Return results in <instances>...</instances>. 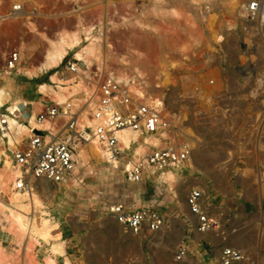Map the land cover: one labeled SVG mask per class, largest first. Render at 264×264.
Instances as JSON below:
<instances>
[{"label": "rangeland", "instance_id": "obj_1", "mask_svg": "<svg viewBox=\"0 0 264 264\" xmlns=\"http://www.w3.org/2000/svg\"><path fill=\"white\" fill-rule=\"evenodd\" d=\"M45 1L39 9L44 16L36 22L39 27L46 25L51 35L75 29L81 22L90 24L99 13L120 23L98 32L101 45L96 53H101L106 66L94 78L98 82L93 79L86 87L97 86L106 71L128 69L136 75L143 72L140 77L150 92L146 85L158 81L162 67L176 57L178 43L184 38L200 39L199 46L172 71L171 84L163 88L175 137L195 147V168L180 173L184 189L177 178L172 193L152 172L139 181L128 179L125 164L133 158L132 149L121 151L116 167L88 152L79 165L74 161V182L71 178L64 184L49 182L45 184L49 192L38 191L43 200L39 210H25L0 194V264H7L4 258L12 252L20 253L23 244L36 253H58L51 259L53 264H217L226 246L246 252L248 261L253 255L257 264H264V154L260 155L264 153V109L257 111L254 106L252 112L253 102L264 104V27L244 17L249 0H242L238 16L223 8L221 0ZM209 12L218 15L212 26L205 22ZM8 38L25 42L24 57L33 55L25 65L35 64L46 45L35 34L20 30L8 31ZM104 41L112 47H102ZM64 64L35 78L20 73L5 80L9 103L21 101L17 120L26 121L31 112L36 116L50 102L42 100L38 85L48 81L52 72L68 76ZM6 105L0 113H5ZM253 119L260 122L258 130L250 126ZM252 152L261 156L257 172L242 167L245 162L253 165L257 158L237 156ZM208 166L212 169L204 171ZM192 189L201 191L204 210L219 219L220 229L205 233L195 229L196 220L185 202ZM116 204L126 211H158L164 225L157 232L135 235L109 213ZM26 223L38 230L49 227L48 241L36 244L27 237ZM50 245H58L61 251H52ZM182 245L188 248L187 257L177 262L174 255Z\"/></svg>", "mask_w": 264, "mask_h": 264}, {"label": "built area", "instance_id": "obj_2", "mask_svg": "<svg viewBox=\"0 0 264 264\" xmlns=\"http://www.w3.org/2000/svg\"><path fill=\"white\" fill-rule=\"evenodd\" d=\"M40 8L32 0H0V86L5 83L6 78L20 74L17 72L18 68L24 66L26 60L24 51H22L25 42L22 38L19 42L16 40L11 42L8 38V31L20 30L23 34L31 33L27 26L30 24L48 37L51 36L46 25L39 27L38 22H36L37 19L44 16L43 12L39 10ZM243 13L250 23H257L259 27H264V0L247 1ZM87 25H89L88 22L83 23V26ZM75 49L69 50L58 65L61 67L64 62L67 73H75L79 64V61L73 57ZM32 56H28V60L32 59ZM96 70V65H92L91 74L84 75L85 83L91 85V81L97 77ZM118 74L119 71L115 69L104 72L97 85L94 115L95 117L105 116L106 121L104 125L97 126L95 131L86 127L80 128L79 125V119L87 106V102L77 105L70 101L61 105L48 102L36 114L37 121H52L54 130L53 133L49 134L45 130L33 129L11 151L13 164L17 165L20 170V176L15 180L16 189L24 190L39 180L55 184L67 182L74 170V148L78 144L88 142L96 135L99 136V140L105 144L113 156L119 157L121 150L118 146L119 140L116 132L125 128L139 132L141 139L144 135H156L163 128H167L169 134L170 132L173 133L171 140L163 139V145L156 147L148 145L142 158L137 160L132 158L129 161L131 164L126 169L129 180L139 181L143 176H151V174L157 177L159 173L187 160L191 149L187 143L179 142L180 138L175 137L176 130L172 129L170 118L164 115L163 111L139 101L132 92L131 84L135 80L140 87L146 88L144 78L138 77L136 73L132 74L128 69L124 71V74L133 80L135 79L134 81L129 78L119 80ZM144 76L146 75L144 74ZM163 103L166 104L165 99ZM2 121L4 122L3 119ZM3 124L5 125V123ZM48 134L50 139L46 140L45 137ZM136 144L131 143V148L126 149L134 151ZM150 170L152 171L151 174L148 173ZM202 198L203 195L198 189L189 191L186 198L189 212L196 219L195 229L200 233L220 229L219 219L210 216L204 210ZM109 213L114 216L119 224L135 235H140L144 231L157 232L164 225L161 213L152 209L126 211L122 204H116L110 207ZM187 253V246H180L175 252V261H183L187 257ZM246 261H248L246 252L232 246H226L222 248L217 264H242Z\"/></svg>", "mask_w": 264, "mask_h": 264}, {"label": "bare ground", "instance_id": "obj_3", "mask_svg": "<svg viewBox=\"0 0 264 264\" xmlns=\"http://www.w3.org/2000/svg\"><path fill=\"white\" fill-rule=\"evenodd\" d=\"M32 1L39 8L48 2H43L44 0ZM221 2L223 8L238 16L240 8H242V0H221ZM81 18L78 19V21H82ZM217 18V13L209 12L205 16V22L208 26H212ZM125 19V17H122V21ZM94 20L95 21H92V23L87 26H83V24H81L83 22L80 21V25L76 26L75 29L73 28L68 31H58L50 37H48L45 33L38 31L30 24H27L30 32L36 35V39L38 41L44 42L46 45L41 53L40 58L36 60L37 62L35 64L31 62L32 64L18 68V73H22L28 78H35L41 73H47L49 70L56 69L68 51L76 48L73 54V57L79 61L76 72L69 73L70 76L68 75L65 77L59 76L57 72H52L48 76V81L42 82L38 85V91L42 100H50V102L55 105H61L67 101H70L75 105L78 103L87 102V106L79 119V125L80 128L86 127L90 128L92 131H95L97 126L104 125L106 117H95L94 114L96 110L97 86L94 85L93 87H86L88 85H85L84 75L86 76L87 72L92 69V65H96L97 77L101 76V73L105 70L106 64L101 53L100 55L96 53L101 45L100 37H98L99 33H101L108 24H120L110 20L102 13H99ZM96 32L99 33L96 34ZM105 43V41L102 42V47L105 46V48L109 49L112 47L111 44ZM199 44L200 39L198 38L182 39V41H180L176 47V57L169 60L162 67L158 77L155 78L158 81L155 82L153 86L146 85L148 86V89H150V92L145 91L146 88L143 89L140 87V85L136 83L135 79L134 81L133 78H129L128 75L125 76L124 73L119 72L117 78L119 80H127L128 78L133 80L134 82L131 84V90L135 97L139 101L144 102L151 107L158 109L159 111H163V114L167 115V106L163 103V88L171 84L172 71L177 66H181L186 58L191 55V53L199 46ZM22 51H24V48ZM123 64L126 65L128 63L127 61H124ZM137 73L138 77L143 76V72L138 71ZM98 79H95V82H98ZM82 91L83 94L81 93ZM81 94L82 96L78 97V95ZM10 100L11 94L9 88L5 84L1 85L0 108L6 104L7 105L5 107V113H0V194L4 195L12 202L21 204L25 210H39L43 205V200L38 194V191L45 193L49 192V187L45 186V184H49V182L40 180L38 182L40 183V187L36 185L37 183H33L24 190L16 189L15 180L20 176V170L17 165L13 164L11 154L7 151L11 152L14 150L20 141L28 136L33 129L45 130L48 131L49 134L53 133L54 123L50 120L37 121L34 112L30 113L26 121L21 122L17 120L16 118L21 112V101L14 100L9 103ZM3 123H5V125ZM165 132H167L168 135H166ZM49 134L46 135V140L50 139ZM116 135L119 140L118 146L121 151L130 147L131 143H137L133 151V160L142 158L145 155L144 153L147 150L146 146H160L163 145V139L171 140L173 138V133L170 132L169 134L167 128H163L156 135H144L142 139L139 136V132H135L127 128L118 130ZM88 152L94 156L100 157L103 161L111 163L112 167H116L118 163L117 157L113 156L105 144L99 140L98 135L94 136L91 140L86 142V144H78L74 148L73 159L77 165L84 161L87 155L86 153ZM184 163L185 161L158 174V180L164 182L172 193H176L173 191V185L178 178V170L175 168H179ZM130 164H125V167L128 168ZM149 172L151 173L152 171L150 170ZM74 181V178H71V182ZM38 188L40 190H38ZM24 227L25 228H23V232L27 231V237L29 236L30 238H34L36 244L39 243V240L47 242L51 235L49 227L46 225H44L43 228L39 230L36 229L33 224L28 225V223H26ZM50 249L56 252L61 251L58 245H50ZM46 264H53L52 260L48 259Z\"/></svg>", "mask_w": 264, "mask_h": 264}, {"label": "crops", "instance_id": "obj_4", "mask_svg": "<svg viewBox=\"0 0 264 264\" xmlns=\"http://www.w3.org/2000/svg\"><path fill=\"white\" fill-rule=\"evenodd\" d=\"M224 92H228V91H224ZM235 91H231V92H229V93H234ZM232 100H234L235 99V95H233L232 97H230ZM243 102V101H242ZM242 105H244L243 103H241ZM254 106H255V109L258 111L259 110V108H263L264 109V104H260V103H258V102H256V103H252V112H254ZM259 124H260V122H258V119L255 121L254 119L251 121V123H250V126L252 127V129L253 128H255L256 127V130H258L257 129V127L259 126ZM190 145V144H189ZM225 145H227V143H225ZM191 146V148H192V152H191V154H190V156H189V158L185 161V163L181 166V168H180V170H178V178H179V180H180V183H181V190L183 191V186H184V182H183V177L180 175V173L182 174L183 172V170L184 169H190V170H193L194 168H195V163H194V161H193V156H194V153H195V147L193 146V144H191L190 145ZM220 153V154H219ZM218 153V155H220V156H222V154H221V152H219ZM262 154H264V153H261L260 155L262 156ZM224 156L226 157V156H229V153H224ZM237 156H239V157H245V158H257L258 160L257 161H255L254 162V164L252 165V164H249L248 165V163H243V165H242V167L243 168H245L246 170H248V171H254V172H257V171H259L260 170V165H259V162H261L260 160H259V158H261V156L258 158V154H256V153H239V155H237ZM212 169V167L211 166H208L207 168H204V171H210ZM173 170V169H172ZM215 185L216 184H214V185H212V186H214L215 187ZM185 202H186V200H185ZM187 206V205H186ZM221 208H223V209H226L225 207H221ZM188 209V208H187ZM189 212V211H188ZM190 213V212H189ZM191 214V213H190ZM192 215V214H191ZM193 216V215H192ZM194 217V216H193ZM194 219H195V217H194ZM196 220V219H195ZM196 232V231H195ZM198 233V232H197ZM22 250L20 251V253L18 252V251H16V253H18V255L15 253V251L14 252H12L11 254L12 255H10V257H8V258H4V263H7V264H46V261L48 260V259H52V257H55L58 253H53V252H51L50 250H49V252L47 253L46 251H42V252H37L36 253V249H32L31 250V248H27L24 244L22 245ZM31 250V251H30ZM51 253V254H50ZM46 254H48L47 256H46ZM220 254H221V251H220V253H219V256H220ZM219 256H218V259H219ZM250 257H249V261H246L245 263H242V264H257L256 263V260H254L253 259V255H252V257H251V255H249ZM53 260V259H52ZM0 263H2L1 262V260H0ZM99 264V263H98ZM100 264H111V263H109V262H102V263H100Z\"/></svg>", "mask_w": 264, "mask_h": 264}]
</instances>
